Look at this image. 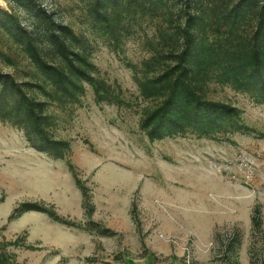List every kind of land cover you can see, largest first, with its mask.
<instances>
[{"label": "rangeland", "instance_id": "rangeland-1", "mask_svg": "<svg viewBox=\"0 0 264 264\" xmlns=\"http://www.w3.org/2000/svg\"><path fill=\"white\" fill-rule=\"evenodd\" d=\"M88 42L96 77L120 104H97L89 86L80 105L52 106L54 135L70 142L64 160L29 147L23 133L0 121V241L24 237L38 250L10 248L17 264H264V139L192 135L150 142L139 128L155 102L139 96L135 77L156 43L157 21L139 18L119 43L101 36L87 14L89 0H35ZM0 7L26 15L8 0ZM0 68L23 81L32 67L0 34ZM207 97L237 107L241 122L264 133V104L216 83ZM75 176L94 207L85 215ZM23 202L53 207L68 227L28 212ZM89 221L108 231L85 228Z\"/></svg>", "mask_w": 264, "mask_h": 264}, {"label": "trees", "instance_id": "trees-1", "mask_svg": "<svg viewBox=\"0 0 264 264\" xmlns=\"http://www.w3.org/2000/svg\"><path fill=\"white\" fill-rule=\"evenodd\" d=\"M26 15L23 23L12 10L0 7V34L6 36L32 67L25 80L0 68V121L23 133L29 147L52 160H64L70 142L54 135L50 108L80 105L89 86L97 104L119 105L112 87L96 77L87 40L35 0H8ZM92 26L113 43L130 34L139 18L157 21L156 43L135 77L139 96L155 105L144 112L140 130L150 142L192 135L228 140L240 134L264 139V133L241 122V111L207 97L209 84L229 86L264 104V0H89ZM0 59L15 65L0 50ZM85 215L94 207L88 188L75 176ZM28 212L45 214L55 223L77 227L53 207L20 203L9 221ZM85 227L108 233L89 221ZM38 250L24 237L0 241V264H17L9 249Z\"/></svg>", "mask_w": 264, "mask_h": 264}]
</instances>
